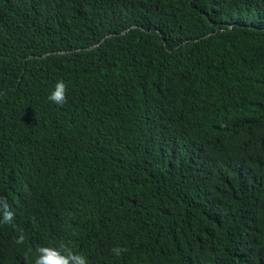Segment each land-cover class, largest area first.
I'll return each instance as SVG.
<instances>
[{
  "label": "trees",
  "instance_id": "1",
  "mask_svg": "<svg viewBox=\"0 0 264 264\" xmlns=\"http://www.w3.org/2000/svg\"><path fill=\"white\" fill-rule=\"evenodd\" d=\"M0 198V264H264V0H0Z\"/></svg>",
  "mask_w": 264,
  "mask_h": 264
},
{
  "label": "clouds",
  "instance_id": "2",
  "mask_svg": "<svg viewBox=\"0 0 264 264\" xmlns=\"http://www.w3.org/2000/svg\"><path fill=\"white\" fill-rule=\"evenodd\" d=\"M68 85L63 79H57L54 83L53 89L49 92L48 99L57 105H64L67 102ZM3 204L8 209L0 211V224H9L14 219V213L11 211L10 206L7 205L6 198H0ZM23 237H18L16 243H22ZM38 256L35 264H87V259L83 253L76 252L66 245H61L59 248L45 249L39 248ZM113 251L118 255L123 249L114 248ZM51 252L52 256L49 259L48 253Z\"/></svg>",
  "mask_w": 264,
  "mask_h": 264
}]
</instances>
